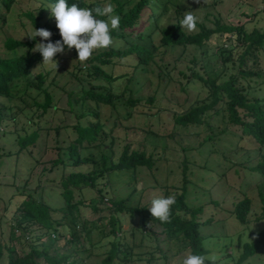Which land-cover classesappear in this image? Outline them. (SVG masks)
Returning <instances> with one entry per match:
<instances>
[{
	"label": "rangeland",
	"instance_id": "1",
	"mask_svg": "<svg viewBox=\"0 0 264 264\" xmlns=\"http://www.w3.org/2000/svg\"><path fill=\"white\" fill-rule=\"evenodd\" d=\"M95 1L100 8L107 4L113 6L110 0H84L86 5ZM170 3L178 6L180 11L175 13L170 6L165 25L174 19L172 21L178 22L185 33L197 30H188L181 24L188 11H192L197 18L196 23L207 28H212L214 20L218 19L224 24L242 26L246 32L264 29V0H171ZM50 7L42 0H15L11 10L6 13L0 4V57L24 55L29 46L8 50L4 47L5 39L11 38L22 43L31 40L32 29H36L29 16L38 18L39 25L55 24L54 18L50 16ZM220 39L211 37L199 48H159L153 62L143 70L139 68L131 72V67L116 66L112 70L114 76L130 72L132 75L120 79V85L118 82L113 83L112 94L117 97L113 101L115 107L100 104L99 108H95L89 102L82 105L76 96H73L72 104L69 105L67 97L70 91H78L80 86L87 85L77 69L86 68L90 57L107 47L93 50L84 61L76 60L74 50H64L54 55L56 69L46 61L41 62L27 75L11 82L9 87L14 97L7 100L0 98V245L10 243L9 231L13 225L14 209L23 200V194L30 193L53 208L63 205L58 185L60 172L43 174L42 168L49 167L50 161L57 158L56 147L67 146L74 139L71 125L79 120L81 112L90 110L98 113L100 120L108 127L104 130L105 134L100 135L101 145L98 148L80 153L88 155L98 166L102 164L101 156L115 159L125 145H130L131 150L152 154L154 158L161 154V158H157L151 170L142 168L134 178L117 171L98 177L97 188H101L102 201L94 190L83 188L79 193L75 192L74 200L89 201L92 206H97L96 211L90 207H82L79 211L78 223L85 222L89 234L86 236L79 232L77 242L67 244L72 240L66 230L65 237L57 239L54 245L61 251L69 250L74 245L71 249H76L77 264H101L112 241L119 242L125 248L124 255L113 264H181L189 253H178V243L166 242L159 226H153L139 216L118 214L121 228L116 235H111L108 223L110 212L105 206H108L107 200L126 198L133 187L136 192L130 194L127 203L131 207H150L154 198L164 197V188L161 187L166 188V197L178 194L185 161L188 180L186 201L193 207H203L199 222L211 219L210 225L200 228L201 234L206 237L203 241L208 253L206 258L214 255L215 264H235L242 244L250 242L258 230L264 229V220H254L260 215L257 192L259 178L248 172L246 162L249 156V165H254L258 156L249 150L253 149L251 144L237 143L236 135L228 132L236 133L234 128L218 135L227 125L223 104L219 106L222 109L220 116L212 119L216 135L211 141H205L208 131L204 126L177 127L170 118L173 113H183L207 96V89L200 82L185 78L189 77L190 69L203 78L219 80L237 73L238 57L243 47L239 43L235 46L231 43L220 46ZM111 41L114 48L123 46V43L115 45L116 41L112 38ZM153 43L158 44L156 39ZM222 48L231 51L232 62L222 64ZM245 66L264 69V52L258 51L247 56ZM40 72H49L42 87L51 95V105L43 114L34 104L43 102L42 93L33 87L27 89L28 85H36V77ZM98 82L107 85L103 81ZM240 83L245 86L244 82ZM254 92H257L256 89ZM130 96L140 99L135 107L125 105ZM90 120L85 117L79 121L85 125ZM63 125L70 128L56 129ZM32 132L38 133L37 141L27 150L20 149L19 138ZM88 168L79 169L86 172ZM242 194L251 201V221L246 225L236 222L229 212ZM54 217L58 218L59 214H54ZM42 233L34 227L23 234L15 230L14 234L18 238L11 243L17 253L27 252L34 242L47 241L46 237L36 240ZM6 261V252L3 251L0 264H6ZM242 264H264V248Z\"/></svg>",
	"mask_w": 264,
	"mask_h": 264
},
{
	"label": "trees",
	"instance_id": "2",
	"mask_svg": "<svg viewBox=\"0 0 264 264\" xmlns=\"http://www.w3.org/2000/svg\"><path fill=\"white\" fill-rule=\"evenodd\" d=\"M110 1L113 4V14L118 15L120 18L119 26L115 30H110V36L116 41L115 45L123 43V46L114 48V45L110 44L105 50L91 56L86 68L77 69L78 74H82L81 79L87 85L80 86L78 91H70L67 94L68 104L71 105L73 96H76L82 105L89 102L95 108H99L100 104L115 107L113 101L117 97L112 94L113 83L118 82L126 75L130 78L131 72H135L139 68L143 70L144 67L153 62L155 53L159 48H184L187 46L199 48L214 36L221 38L222 43L220 46L227 43L235 46L234 44L239 43L243 47V52L238 57L237 73L226 75L227 79L225 80H219L217 78H203L193 69H190L189 77L185 78L200 82L207 89V96L203 100L196 101L187 111L173 113L170 118L173 125L177 127L204 126L208 131L205 141H211L216 135L213 130L212 119L220 116L222 109L219 106L224 105L223 111H225L227 117V125L220 130L218 135L227 132L229 128H234L236 133L228 132L236 135L237 143L246 142L253 146V149L249 150L255 156H258V160L254 165H249L250 158L248 156L246 162L248 163V172L256 174L259 178L257 192L260 215L254 220H264V152H261L264 149V69H252L245 66L247 56L254 55L258 51L264 52V29L262 31L252 30L246 32L242 26H231L215 19L212 28L196 23L197 30L189 34L184 32L178 22L172 21L174 19H171L169 25H165L170 6H172L175 13L180 11L178 6L171 5V0ZM42 2L51 6L55 3V0H42ZM14 3L15 0H0V4L6 13L11 10ZM73 3L77 4L78 7L100 8L99 3L96 1L86 5L84 0H66V5ZM29 17L35 29L43 28L52 33L50 40L57 41L60 39L55 24L44 23L39 25L38 18ZM99 18L104 19L105 17ZM155 39L158 42L157 45L153 43ZM37 41L40 43L41 38L34 37L25 43L11 38L5 39L4 47L8 50L23 46H29V49L20 57H0V98L6 100L13 98L14 93L9 87L10 83L27 75L33 67L42 62L40 53L34 51V45ZM70 50L75 51L74 48ZM221 52H223L222 64L232 62L231 51L222 48ZM224 55L226 56L224 57ZM124 65L131 67V72L114 76L112 70L116 66ZM48 74L49 72H40L36 77V85L31 84L27 87V89L33 87L42 93L43 102L34 103L42 111V114L51 105V95L47 89L42 87ZM99 80L107 85L99 83ZM94 82H98V84ZM240 82H244L245 86L241 85ZM118 83L120 85V82ZM255 89L257 92H254ZM139 101L140 99H134L130 96L125 101V105L135 107ZM149 101H152V99H149ZM85 117H89L91 120L83 125L79 120ZM78 119L77 122L75 120V124L71 125L75 134L74 139L67 146L56 147L57 158L50 161L49 167L42 168L43 174L54 171L60 172L58 185L61 190L60 196L63 205L60 208H53L45 202L35 199L30 193L23 194V200L14 209L13 225L9 231L10 243L5 246L0 245V261L3 251H5L6 264H77L76 249H71L74 245L69 250L61 251L54 244L57 239L65 237L64 231L66 230L72 240L67 244L77 242L79 232L88 236L85 222L78 223L79 211L82 207H90L93 211H96L97 206H92L89 201L74 200V193H79L83 188H88L94 190L102 201L101 188H97L98 177L117 171L125 172L129 174L130 178H134L142 168L151 170L155 166L157 158H161V154L154 158L152 154L148 155L145 151L131 150L130 145H125L115 159L101 156L102 164L98 166L93 159L89 158L88 155H82L80 151L98 148L101 145L100 135L105 134L106 131L104 130L108 125L100 120L98 113L90 110L81 112ZM1 122L0 111V125ZM63 128L70 127L63 125L56 129ZM37 139V132L19 138V148L27 150L29 146L34 145ZM109 146L111 148L112 143ZM185 163L184 161L182 165V183L179 193L172 195L175 197V203L170 206L169 218L166 223H161L158 219L152 218L145 206L131 207L127 205L130 194L136 192V188L133 187L126 198L117 201L107 200L108 206H105V208L110 212L108 217L110 234L116 235L117 230L121 228L118 225V214L125 213L131 216H139L153 226H159L166 242L178 243L180 245L178 253L188 252L206 257L208 253L203 245L206 237L201 234L200 228L210 225L211 219L199 222L198 217L203 213V207H193L186 201L188 180ZM87 166L89 168L86 172L79 169ZM161 188H164V191L162 189L161 191L166 197V188ZM229 212L239 224H248L251 221L249 219L251 215L250 199L242 194V197L232 204V209ZM56 213L59 214L58 218L54 217ZM32 227L43 231L36 240L46 237L47 241H36L29 246L27 252L17 253L11 243L12 240L18 238L14 231L19 230L23 234L25 230ZM51 235L54 237H51ZM241 248L235 264H242L248 259H252L260 249L264 248V229L258 230L251 241L243 243ZM124 253L125 248L119 242L112 241L111 247L108 248L101 264H113ZM205 264H209L207 258Z\"/></svg>",
	"mask_w": 264,
	"mask_h": 264
},
{
	"label": "clouds",
	"instance_id": "3",
	"mask_svg": "<svg viewBox=\"0 0 264 264\" xmlns=\"http://www.w3.org/2000/svg\"><path fill=\"white\" fill-rule=\"evenodd\" d=\"M50 16L54 18L55 28L60 37L57 41L49 38L52 33L47 29H32V38L40 37L41 42L36 44L34 51H38L42 62H48L56 69L54 55L62 53L65 49H75L76 60H86L95 49H101L111 44L110 30L119 26V16L113 14L111 4L103 8L90 9L78 7L73 3L66 5V0H55L50 7ZM99 17H105L100 19ZM197 18L188 11L184 14L181 24L188 30L196 28ZM46 41V42H45ZM175 203L174 196L154 198L147 208L152 218L166 223L169 218L170 206ZM209 264H215L216 257L207 258ZM206 257L201 254L189 253L182 259L181 264H205Z\"/></svg>",
	"mask_w": 264,
	"mask_h": 264
},
{
	"label": "built area",
	"instance_id": "4",
	"mask_svg": "<svg viewBox=\"0 0 264 264\" xmlns=\"http://www.w3.org/2000/svg\"><path fill=\"white\" fill-rule=\"evenodd\" d=\"M51 237H54L53 235H51Z\"/></svg>",
	"mask_w": 264,
	"mask_h": 264
}]
</instances>
